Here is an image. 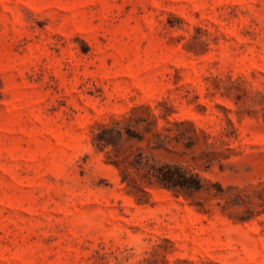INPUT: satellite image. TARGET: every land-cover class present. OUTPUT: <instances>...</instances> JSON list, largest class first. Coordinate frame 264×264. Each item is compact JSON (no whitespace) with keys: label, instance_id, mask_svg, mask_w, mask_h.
<instances>
[{"label":"rangeland","instance_id":"obj_1","mask_svg":"<svg viewBox=\"0 0 264 264\" xmlns=\"http://www.w3.org/2000/svg\"><path fill=\"white\" fill-rule=\"evenodd\" d=\"M0 81V264H264V0H0Z\"/></svg>","mask_w":264,"mask_h":264},{"label":"trees","instance_id":"obj_2","mask_svg":"<svg viewBox=\"0 0 264 264\" xmlns=\"http://www.w3.org/2000/svg\"><path fill=\"white\" fill-rule=\"evenodd\" d=\"M1 98H2V90H1V81H0V107H1ZM103 126V130L108 132H116L120 137L123 136L120 130L109 129ZM98 144H102L107 146L109 144L114 145V149H116L117 142L113 140V138H108L106 136H99ZM114 163L120 167V162L114 161ZM130 164L136 168L139 175L148 183V185H161L166 187L172 191L176 195H184L186 197H190L192 194L202 190L203 183L202 177L191 171L184 169L182 166L175 164H157L151 162L149 158L143 159L140 157L136 161L130 162ZM135 178H129V175L123 176L122 181L127 182L130 186L141 188L144 192L146 190L139 184H135Z\"/></svg>","mask_w":264,"mask_h":264}]
</instances>
